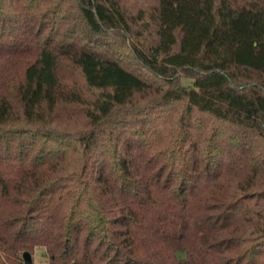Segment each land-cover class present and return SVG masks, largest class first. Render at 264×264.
<instances>
[{"label":"trees","instance_id":"trees-1","mask_svg":"<svg viewBox=\"0 0 264 264\" xmlns=\"http://www.w3.org/2000/svg\"><path fill=\"white\" fill-rule=\"evenodd\" d=\"M37 247L264 264V0H0V264Z\"/></svg>","mask_w":264,"mask_h":264},{"label":"rangeland","instance_id":"rangeland-1","mask_svg":"<svg viewBox=\"0 0 264 264\" xmlns=\"http://www.w3.org/2000/svg\"><path fill=\"white\" fill-rule=\"evenodd\" d=\"M181 82L184 85L190 84V79L183 78ZM33 264H50L45 255L44 247H37L36 250L31 254Z\"/></svg>","mask_w":264,"mask_h":264},{"label":"water","instance_id":"water-1","mask_svg":"<svg viewBox=\"0 0 264 264\" xmlns=\"http://www.w3.org/2000/svg\"><path fill=\"white\" fill-rule=\"evenodd\" d=\"M23 257H24V264H33L31 255L29 253H25Z\"/></svg>","mask_w":264,"mask_h":264}]
</instances>
